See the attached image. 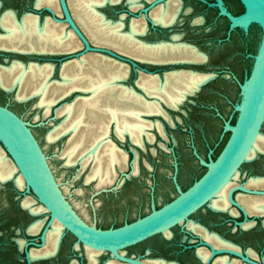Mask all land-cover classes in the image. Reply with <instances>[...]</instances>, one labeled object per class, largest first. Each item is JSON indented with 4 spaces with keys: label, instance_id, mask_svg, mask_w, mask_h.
<instances>
[{
    "label": "flooded vegetation",
    "instance_id": "flooded-vegetation-1",
    "mask_svg": "<svg viewBox=\"0 0 264 264\" xmlns=\"http://www.w3.org/2000/svg\"><path fill=\"white\" fill-rule=\"evenodd\" d=\"M65 1L72 19L92 49H86V43L83 38L65 19V13L60 0H51L49 2L48 0H0V105L9 108L24 120L26 119L16 105L27 107L33 98H39L40 102L41 96L33 95L34 97L20 99L18 94L21 90V85L19 83L6 86L5 72L11 71L9 69L14 64L18 65L19 63L20 67L22 66L20 69L23 68L24 71L28 70V73L34 67H36L35 69L38 66L44 67L47 83L50 85L57 82L63 83L65 75L69 77L81 76L87 73L90 68L93 70L95 68L97 71L99 70L100 75L103 74L109 78L117 75L118 78L113 82V86H116L118 90L129 91L143 102L147 101L142 97L146 98V96L151 95L150 93L153 92H148L145 87L141 86L142 78L153 79L155 86L158 88L162 87L173 74H195L208 76V78L215 75L212 79L206 78L208 81L204 80V83L202 82L197 88L186 94L188 97L184 101H188L196 109L199 106H206L197 102L193 97L202 96L206 93L209 85L227 79L234 81L238 85V80L241 81L238 75L239 64L254 59L260 43L258 39L261 27L258 24H251L248 31H244L240 27L230 31L229 19L220 14V9L217 6L211 5L212 3H216V0H99L98 3V0ZM222 1L224 6L234 15L244 12V6L240 0L236 1L241 4V11L234 10L229 0ZM79 4L88 6V11H93L94 13L92 12V14H96L95 16H98V20L101 19L103 21L102 24L106 25L105 32L109 36V29L111 32L109 37L116 38L115 41L109 40L111 38L106 39L107 35L105 37L101 36L103 39H98L97 31L92 29L93 23L90 25L89 21H87V25H83L80 22L76 16V11L81 7ZM159 7H162V13H177H175L173 22L162 24L154 20L153 12L159 9ZM142 24L146 25L144 29L140 32L132 33L133 25L136 28H140ZM25 26L33 31L29 38L21 41L13 36V34L17 35L18 30H23ZM20 32L22 33V31ZM37 34L44 36L41 42L45 48L44 51H22L6 47L7 45L18 44L30 47L31 43L39 44L35 40ZM130 39H132L133 45H131ZM148 47H150V50L154 48V52L156 53L154 56L145 55V50ZM190 52L196 54L198 58L192 60ZM226 60H231L233 68L230 66L226 67L223 64ZM83 61L87 62L83 63ZM96 63H99L104 69L105 65L111 66V72L104 73L106 70L98 69ZM134 63L137 66H134ZM194 65H204L209 67V70L200 71L193 69L191 66ZM131 78L132 84L129 83ZM75 82L81 85L78 77H76ZM70 84L72 82L67 81L66 85L70 86ZM72 91L71 95H74L76 100L88 98L92 95V91L81 88ZM154 93L159 92L154 91ZM214 93L218 92L215 91ZM151 96L158 97L157 95ZM164 102H162L163 108L165 107L168 113L170 110H179L182 115H187L188 111H183L181 108L183 102L178 109H173L174 107L172 108L166 102L169 105L167 107ZM123 103L128 104L130 102L123 101ZM141 114H139L138 120L147 121L140 119ZM217 114L224 123V119H226L224 114L221 111H218ZM157 116L168 122L172 127H176L177 123L182 122L181 119H178L176 120L177 123L171 124L170 120L167 119V117H170V113L167 116ZM151 117H146L145 119L152 120V126L156 125V122L159 121L164 133L162 121L160 119L153 120ZM64 120L65 114L62 121ZM112 123L116 125L115 121ZM149 128L143 134L148 133L149 139L151 138L150 140H152L153 137L148 132ZM145 137L144 135V141ZM127 139H130L129 136H127ZM217 155H213V158H216ZM178 178H180L179 175ZM23 201H21L20 207H5L2 213H0L1 217L10 221L8 225L23 223L25 233L28 235L27 238L22 237L4 242L1 241L0 251L6 264H23L21 261H24L26 264L34 262L38 264H90L88 250L91 248H87V246L79 242L72 233L64 229L58 222L53 221L49 225L50 215L46 222L42 218H35L29 221L40 213H33L23 205ZM35 205H37L36 200ZM91 205L94 206L93 201H91ZM37 206H42V204L40 203ZM77 207L79 206L77 205ZM77 207L75 206L77 212L87 222L93 223L88 221ZM231 207H233L232 209H236H234V214L229 211ZM231 207L229 204L228 209H219L217 211L212 209L211 205L204 206L190 216V228L187 226L185 227L186 230H183L179 226L183 236L173 233L172 229L170 235H155L141 243L126 248L124 253L127 256L139 258L146 264H157V262L164 264H224V262L227 264H255L253 262L264 264V257H260V250L258 251V241H264V221L262 223L263 226L258 227V221L252 217L257 218L259 216L248 215V219L245 221L243 212L233 205ZM79 208L83 211L81 207ZM44 210L46 209L44 208ZM197 214H201L202 217L196 218ZM240 216H242V219H238ZM94 218L96 220V214ZM28 221L29 223L27 224ZM238 222L244 223L238 225ZM251 222H254L251 226H245ZM55 223L62 227L55 252L49 256L33 258V251L43 249L46 246ZM4 224V219H2L0 221V231L6 228L5 226L7 225ZM36 224H39L38 228L32 230ZM97 227L106 228L99 225ZM220 227H228L231 231V236L219 231L218 228ZM21 231L22 229L20 228L17 230V233H21ZM208 234L211 236H207ZM43 235L45 240H43ZM247 243H250L251 247H247ZM143 244L149 245L143 246ZM129 248L140 250L129 253L127 251ZM17 249L23 253L24 260L18 258L17 254L19 253H17ZM213 249L215 251H224L214 253ZM225 250H232L236 253L226 252ZM140 251L144 253L140 254ZM155 251H160V253L152 255ZM102 252L107 253L108 257L105 259L100 258L99 255ZM102 252L97 256L96 264H107L110 260H116L121 264H131L113 258L109 252ZM241 255L248 256L252 262L244 260Z\"/></svg>",
    "mask_w": 264,
    "mask_h": 264
},
{
    "label": "water",
    "instance_id": "water-1",
    "mask_svg": "<svg viewBox=\"0 0 264 264\" xmlns=\"http://www.w3.org/2000/svg\"><path fill=\"white\" fill-rule=\"evenodd\" d=\"M216 1V3H212L211 5L217 6L220 9V14L229 19L230 31L237 27L248 31L249 26L254 23L258 24L262 29L261 40L257 53L254 55L251 72L244 81L238 80L241 101L234 106L237 111V118L234 123L228 119H224V132L229 133V136L216 158H213L209 154L208 160L204 159L198 153L196 146L192 144L195 156L206 170L186 189H183L180 185L178 179V157L174 147H170L168 150L172 153L174 166L172 180L177 190V195L158 207L155 199L154 186L150 181L151 210L131 222H125L121 226L110 228H100L97 227L96 222H87L77 212L75 206L64 193L60 182L54 175L47 155L32 130L31 124L9 108L0 105V142L8 156L15 163L17 171L22 175L27 192H32L48 211L51 217L49 225L56 220L64 229L72 233L79 242L87 247L109 252L113 258L122 262L146 264L139 258L127 256L124 250L155 235H167L166 233L171 232L176 226H181L183 230H186L185 227L190 222V216L204 206H210L211 201L217 194L240 172L243 164L251 159L249 158V154L258 135L262 133L264 124V0H240L244 6V12L238 15L231 13L224 6L222 0ZM60 3L65 13V19L83 38L86 43V49H92L72 19L66 1L60 0ZM134 66L137 65L134 63ZM213 77L215 75L210 76L208 79H212ZM72 93L73 91L57 103ZM187 97L188 95L185 96L182 102ZM75 98L71 101H74ZM146 98L150 97L146 96ZM66 103L68 102L64 104ZM181 103H179L177 108H172L178 109ZM165 105L169 107L168 104L165 103ZM161 107L164 112L143 114V117L167 116L169 113L165 107L163 108L162 102ZM59 108L55 109L56 114ZM110 129L109 137L117 145L118 143L111 138V133L120 141L126 140L127 136H129L125 134L124 137H120L116 132L114 124L111 125ZM129 141L136 147L143 148L145 146L144 139L143 145L133 142L131 138ZM119 147L124 150L121 146ZM130 151L137 152L133 149H130ZM125 152L129 156V153L127 151ZM261 153L264 154V152ZM133 163L138 164L137 159ZM132 169L133 172L131 174L134 175L136 172H134L133 165ZM131 174L123 173L126 177H130ZM11 180L18 189H22L17 186L13 179L6 181L0 180V183L3 184ZM119 186L120 183L99 188L95 185V191L92 193L91 198H95L102 193L114 191ZM236 191L248 194H264V190L247 188L245 183L238 184L230 190L228 194L230 204L243 212L246 221L249 214L239 204L238 194L235 193ZM93 209L95 211V206H93ZM212 209L219 211V209L214 207ZM242 223L244 222H238L237 224L242 225ZM43 240H45L44 235ZM222 251L224 250L215 251L213 249L214 253ZM225 251L236 253L232 250ZM241 256L244 260L252 262L248 256ZM253 263L260 264L257 262Z\"/></svg>",
    "mask_w": 264,
    "mask_h": 264
},
{
    "label": "rangeland",
    "instance_id": "rangeland-1",
    "mask_svg": "<svg viewBox=\"0 0 264 264\" xmlns=\"http://www.w3.org/2000/svg\"><path fill=\"white\" fill-rule=\"evenodd\" d=\"M229 1L233 5L234 10L241 11L242 7L239 2L236 0ZM261 36L262 29L259 33V42ZM24 60H26V58H24ZM253 61L254 59H250L249 62L244 61L239 64L238 75L241 81H244L249 76ZM223 64L226 67L230 66L233 68L231 60H226ZM216 66L219 68L218 65ZM191 67L200 71L209 70V67L204 65H194ZM132 78L134 79V77ZM132 78L129 80L130 84L133 83ZM207 88L206 93L202 96L193 97L197 102L206 107L199 106L195 109L188 101H184L181 108L183 111H188L187 115H182L179 110H170L169 113L172 119L170 117H167V119L170 120L171 124L174 122L177 123L176 120L178 119L182 120L181 123H177L178 125L176 127L170 126L168 122L164 121L159 116L151 117L153 120L160 119L162 121L164 133L159 129L157 124L149 128L148 132L154 134V138L150 141L145 137V146L143 148L132 145L128 139L120 141L111 133V138L129 153L127 167L123 170L118 167L116 168L118 175L111 185L120 183L118 189L99 194L95 198H91V195L95 191L94 187L97 183L96 180L86 182L87 175L92 170V163L88 164L84 170H82L80 161L73 165L65 164L66 162L65 158L62 156V151L65 148L64 146H66L65 143L69 140L68 138H70L69 134L67 133L55 141H48L47 139L48 133L61 123L64 118V116H58L55 113V109L59 108L65 102H70L74 95L68 96L55 104L53 109L51 108V111L46 116L44 115V108L38 105L39 98H33L27 107L19 105H16V107L23 114L26 121L31 124L33 132L48 157L54 175L60 182L68 199L76 207L78 205L83 209L84 212L77 207L88 221L96 222L97 225L105 227L107 225H113L116 222L134 219L151 210L150 181L154 186L157 206H161L177 195V190L172 180L174 166L172 153L168 150L170 147H174L178 156L180 164V178L178 179L182 188L188 187L205 171L204 166L193 152L192 144L196 146L199 153L205 159L209 157V154L213 157V155H217L221 151L229 133L224 132V123L219 118L217 112L221 111L226 119L234 123L237 118V111L234 106L240 103L241 92L239 86L230 79L213 83ZM215 91L218 93H214ZM262 133L264 134V124ZM0 146L3 148L1 142ZM130 149L137 151V155L130 151ZM211 150L212 152H210ZM136 159L138 161V171L133 175L131 174L133 172L132 165L134 166L133 161ZM123 173L131 174V176L126 177ZM254 175L264 176V154L261 152H258L256 156L243 164L236 179V185L246 183L251 179L250 177ZM66 187L68 188L67 190ZM235 193L239 194L238 191ZM27 196L33 197L37 205L40 204L31 192H27L25 186L20 191L14 186L13 181H8L4 184L0 183V213H2L5 207H20L21 201ZM91 200L94 206H96V220L94 218L95 211L91 205ZM48 217V212L44 210L29 221L35 218H42L45 219L46 222ZM195 217L200 218L202 215L197 214ZM252 218L258 221V227L263 226L264 215ZM2 219H4V225L8 227L5 226L6 228L0 231V243L1 241L4 242L14 238L28 237L25 233V226L23 223L8 225L10 221L5 220V218L0 215V221H2ZM238 219H242V216ZM20 228L22 229L21 233H17V230ZM218 230L231 236V231L228 227H220ZM173 233L183 236L179 226L173 228ZM148 245L149 244H143V246ZM246 245L247 247H251L250 243ZM138 250L140 249L129 248L127 251L132 253ZM258 251L259 256L264 257V241H258ZM17 253H19L17 254L18 258L21 260L25 259L23 253L18 251V249ZM139 253L143 254L144 252L140 251ZM159 253L160 251H155L152 255ZM99 256L105 259L108 257V254L102 252ZM21 262L26 264L24 261ZM0 264H6L1 251ZM32 264L38 263L34 262Z\"/></svg>",
    "mask_w": 264,
    "mask_h": 264
},
{
    "label": "bare ground",
    "instance_id": "bare-ground-1",
    "mask_svg": "<svg viewBox=\"0 0 264 264\" xmlns=\"http://www.w3.org/2000/svg\"><path fill=\"white\" fill-rule=\"evenodd\" d=\"M49 1L51 0H48V2ZM98 2L99 0L97 1V3ZM80 6L81 7L78 9V11H76V16L78 17L80 22H82L83 25H87V21H89L90 25L93 23L94 26L92 29H94V31H97L96 33L97 37H99L98 39H103L101 38V36H108V33L105 32L106 25L102 24L103 21L101 19L98 20V16L96 17V14H92L93 11L91 12L90 10V13L88 11L89 9H87L88 6H86L85 4ZM161 9L162 7H159V9L153 12L154 20L157 22H161L162 24H170L171 22H173L172 20H174L177 13H162ZM145 26L144 24H142L140 28H136L133 25L132 33L140 32L145 28ZM20 31H22V33ZM18 32L16 33L17 35L13 33L12 34L14 37H17L21 41L26 40L30 37V34L33 33V31L26 26L23 30H18ZM108 32L110 36L111 32L109 31V29ZM107 36L105 37L106 39L111 38ZM43 37L44 36L42 34H37L35 40H37L39 44L31 43L30 47H24L19 44L7 45L6 47L22 51H44L45 48L43 44H41L44 39ZM113 38L114 37L109 40L115 41L116 38ZM131 38L133 39L132 36ZM132 39H130L131 45H133V43L131 42ZM148 48L145 50V55L154 56L156 54L154 52V48L152 47L153 50H150V47ZM190 58L192 60H195L196 58H198V56L190 52ZM86 62L87 61H83V63ZM96 66L98 67V69H104V67L99 63H96ZM21 67L19 63L18 65L14 64L12 68L9 69L11 71L5 72V78L7 81L6 86L19 83L21 85V90L18 94L20 99H27L32 97L33 95H40L41 99L40 102H38V105L42 106L43 108L45 107V115H47L48 112L51 111V108L53 107L52 105H55L59 100L68 95L72 90L81 88L92 91V95L90 97L81 98L78 100H76L75 98L74 101L66 103L65 105L67 106L64 105L57 110L58 116H64L65 114V120L62 121L59 125L55 126L48 133L47 139L48 141H55L59 137L68 133L70 138H68L69 140H67V144L65 143L66 146H64L65 148L62 151V156L65 158L66 162L65 164L73 165L80 161L82 170H84L88 166V164L92 163V170L87 175V181L90 182L91 179L96 180V185L98 188L109 186L114 183V181L116 180L115 178H117L118 175L116 170L117 167L121 170L126 169L127 167V153L109 137L111 130L110 127L112 124H114L112 122H116V125L114 124L115 129L120 137H124V135L127 134L130 136L133 142L143 145V136L145 135L149 139V134H143V132H145L147 128L153 125V121L145 119L143 117V114L164 112L161 107V102L164 101L172 107L177 108V106L182 102L187 93L193 91L195 88H197V86H199V84H201L204 80H206V78H208V76L195 74H173L162 87L158 88L155 86V81L153 79L142 78L141 86L145 87L148 92H153L150 93L151 95H157L160 98L159 99L156 96L147 94L150 98H145L143 96L142 98L147 101L143 102L140 100V98L135 97V95L130 93L129 91L118 90L116 86H113V82L118 78L117 75H113L111 76V78H109L102 74L104 76L103 77L102 75H100L99 70L97 71L95 68V71L90 68L87 73H84L81 76H76L79 78V83L81 85H79L78 82H75V76L69 77L66 75L64 76V84L57 82L53 85H50L47 83V75L45 73L44 67L38 66L37 69H35L36 67L32 66L34 68L31 69L30 73H28V70L24 71L23 68L20 69ZM111 69V66L105 65L104 70L106 71H104V73H110ZM67 81H71L72 84H70V86H67ZM154 91H157L159 93H154ZM123 101H128L130 103L124 104ZM139 114H141L140 119L147 121H139ZM156 123L161 130V123L159 121H157ZM150 134L154 138V134ZM258 152H264L263 133H260L258 135L249 154V158H253L258 154ZM137 171L138 166L136 163H134V172ZM238 175L239 172L211 201L210 205L212 207L221 210H226L229 208L230 201L228 200V194L230 190L234 186H236V179ZM250 178L251 179L246 182L247 185L245 183L247 188L264 190V176H252ZM10 179H14L15 183H17V186L20 188H23L25 186L23 177L17 171L15 163L7 155L6 151L0 146V180L6 181ZM67 189L68 188L66 187V190ZM237 198L239 204L247 211L249 215H264V194L239 193L237 195ZM23 205L36 214L41 213L45 208L43 205L42 206L44 208L42 206L35 205V200L31 197H26L23 201ZM232 208L233 207H231L229 211L234 214L236 209L234 208V210ZM253 223L254 222L248 223L245 226L249 227ZM59 224H54V228L50 232L46 246L43 249L32 252L33 258L49 256L55 252L58 241L60 239L59 235L62 232V225L60 224V226ZM38 226L39 224H36L32 228V230L37 229ZM188 227L190 228V222L188 224ZM166 234L170 235L171 232H167ZM207 236L211 235L208 234ZM91 249L88 250L90 264H96L97 256L102 251L100 252V250L96 251L97 249ZM107 264L121 263L116 260H110ZM157 264L164 263L157 262ZM224 264L227 263L224 262Z\"/></svg>",
    "mask_w": 264,
    "mask_h": 264
},
{
    "label": "trees",
    "instance_id": "trees-1",
    "mask_svg": "<svg viewBox=\"0 0 264 264\" xmlns=\"http://www.w3.org/2000/svg\"><path fill=\"white\" fill-rule=\"evenodd\" d=\"M190 186V185H189ZM184 188V187H183ZM187 187H185L184 189H186ZM171 200V199H170ZM169 200V201H170ZM159 207V206H158ZM143 215H145V214H142V215H140V216H143ZM139 217V216H138ZM137 218V217H136ZM136 218H134V219H129V220H127V221H122V222H116L115 224H113V225H107V226H105L106 228H110V227H118V226H121V225H123L125 222H131V221H133V220H135Z\"/></svg>",
    "mask_w": 264,
    "mask_h": 264
},
{
    "label": "crops",
    "instance_id": "crops-1",
    "mask_svg": "<svg viewBox=\"0 0 264 264\" xmlns=\"http://www.w3.org/2000/svg\"><path fill=\"white\" fill-rule=\"evenodd\" d=\"M198 151V150H197ZM198 153H199V151H198ZM200 154V153H199Z\"/></svg>",
    "mask_w": 264,
    "mask_h": 264
}]
</instances>
